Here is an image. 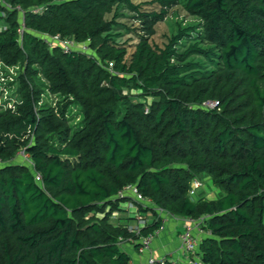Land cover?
Returning a JSON list of instances; mask_svg holds the SVG:
<instances>
[{"label": "trees", "instance_id": "16d2710c", "mask_svg": "<svg viewBox=\"0 0 264 264\" xmlns=\"http://www.w3.org/2000/svg\"><path fill=\"white\" fill-rule=\"evenodd\" d=\"M5 1L25 28L0 31V264H131L120 239L163 213L199 223L202 264H264V0ZM175 7L197 22L160 45ZM202 173L223 196L193 197Z\"/></svg>", "mask_w": 264, "mask_h": 264}, {"label": "rangeland", "instance_id": "374dc122", "mask_svg": "<svg viewBox=\"0 0 264 264\" xmlns=\"http://www.w3.org/2000/svg\"><path fill=\"white\" fill-rule=\"evenodd\" d=\"M15 10H17V7H12L9 4H5L4 0H0V27L4 28V27H7L9 25V22L7 20L9 13L12 11H15ZM121 15H122L120 18L121 21L126 23L127 25H136L137 24L136 20L133 19V16H132L133 14L128 12L127 10H122ZM18 17L20 18V13L18 14ZM195 22H197L195 17L189 15L182 8L175 7L170 11L167 18L159 24L158 32L152 39L155 40L158 44L162 45L164 43V41H166V39H164L162 37L163 32H166L168 35H174L182 27H185V26L189 25L190 23L194 24ZM118 33L121 35L118 38L119 41H125L128 39H132L130 41L131 45H133L132 43L136 42V36H135V34L130 32L129 28H125V29L123 28L122 30H119ZM0 76H2V75H0ZM2 80L3 79L0 78V81H2ZM3 95H4L3 99H5V93H3ZM0 97H1V95H0ZM151 100L152 99L149 98L148 102H150ZM212 104H214V106H216L217 102L215 101V102L205 103V105H207L208 107H212L213 106ZM20 154L22 155V157L17 158V160H15V161H18L20 163H26L27 165H29L31 163L29 156L27 154H24L23 152H21ZM195 180H199L201 182V187L198 188L196 190V193L193 195V197L195 199L199 198L200 196H203V197L210 199V200H216V199L220 198L221 196H223L224 192L213 183L212 178L209 176V174L202 173L200 175V177H197ZM122 206L128 208L130 211H123V212H117L116 211V212H114V214L111 215L109 218V221L111 223L117 224L121 219H124V218L130 216L131 212H133L135 209L134 203H132V202L123 203ZM105 211L107 213H109L110 207H107ZM135 213H136V211L133 214H135ZM163 214L166 215L167 213L166 214L163 213ZM97 216L102 217V216H104V214L101 212H97ZM185 223L186 224L188 223L187 219L185 220ZM183 230H184V227H182V229L179 230L180 234L183 232ZM197 231H198V229H197ZM196 234H197V236H199L198 235L199 232H196ZM134 241H135L134 239L129 240L128 245H132L134 243ZM185 255L186 254H184L183 256L181 255V256H179V258H183Z\"/></svg>", "mask_w": 264, "mask_h": 264}, {"label": "built area", "instance_id": "2783aa9c", "mask_svg": "<svg viewBox=\"0 0 264 264\" xmlns=\"http://www.w3.org/2000/svg\"><path fill=\"white\" fill-rule=\"evenodd\" d=\"M4 3L8 4L5 0H4ZM43 8L44 7H35V8L32 9V11L35 12V13H39V12L43 11ZM17 9L20 11V18H19L21 20V28H20V30H21V33H23L24 28H25V26H24L25 13L21 9L20 6H18ZM8 27H9V25L7 27H4V28L0 27V31L1 30H6ZM50 41L52 43H54V44L55 43L56 44L57 43L60 44L63 47L64 51H66V52L70 51L73 47H76V45L74 43H71V42H68V41H65V40L63 41L59 36L50 37ZM82 48L83 49H88L86 47H82ZM214 104H212V105L214 106ZM204 106L208 107L207 105H204ZM1 163L2 162L0 161V164ZM37 179L39 180L40 177L37 176ZM195 187L196 188L201 187V182L197 181L195 183ZM127 191L132 193L131 196L134 198L135 201H142L144 203H148L146 201V199L137 191L136 187L129 186L127 188ZM191 194L192 195L195 194V190L194 189L191 190ZM160 213H162V211H160ZM164 221H165V217H164ZM187 222H188L187 224L186 223L184 224V230L180 234V244H179L180 253H183V255L184 254H186V255L183 258H179V256H181V255H178L177 258L174 259V261L175 262H179V261L180 262H184L185 261L188 264H202L201 263V258L197 254L198 251H199V244H200V239H201L196 234L197 229H198L197 224H199V223L196 220H194V219H187ZM141 225H143V224H141ZM135 231L138 234L140 232V229H135ZM158 233H157V235H158ZM156 236L150 235V236H147V237H140V238H138V239H136L134 241L135 243L138 242V243L141 244L140 251H139L140 253L139 254L144 257V259L146 261V264H158L159 261L164 259V258L157 257L154 254V252H153V243H154V240H155ZM120 240H121L120 243H121L122 247L126 248L127 245L129 244V240H131V239L121 238Z\"/></svg>", "mask_w": 264, "mask_h": 264}, {"label": "crops", "instance_id": "0c3cea01", "mask_svg": "<svg viewBox=\"0 0 264 264\" xmlns=\"http://www.w3.org/2000/svg\"><path fill=\"white\" fill-rule=\"evenodd\" d=\"M131 212L133 216L134 212ZM129 217V216H128ZM185 218H177L170 214L165 215V223L161 231L155 237L153 243V252L157 257L164 258L166 256L170 257L171 260L177 258L178 255H183L180 253V229L184 227ZM132 225L137 224L135 220L130 221ZM176 244V245H175ZM175 245V246H174ZM126 250L132 256L131 264H146V261L142 255L135 250L134 245H128Z\"/></svg>", "mask_w": 264, "mask_h": 264}]
</instances>
